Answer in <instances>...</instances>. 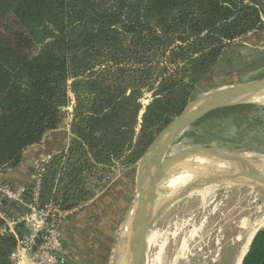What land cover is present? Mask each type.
Wrapping results in <instances>:
<instances>
[{"label":"trees","instance_id":"16d2710c","mask_svg":"<svg viewBox=\"0 0 264 264\" xmlns=\"http://www.w3.org/2000/svg\"><path fill=\"white\" fill-rule=\"evenodd\" d=\"M252 32H264V0H0V171L69 124L67 148L43 163L39 201L82 210L111 188L115 168L138 164L222 53ZM222 109L238 119L264 105ZM3 225L0 216V264H11L16 239ZM242 264H264V228Z\"/></svg>","mask_w":264,"mask_h":264},{"label":"rangeland","instance_id":"374dc122","mask_svg":"<svg viewBox=\"0 0 264 264\" xmlns=\"http://www.w3.org/2000/svg\"><path fill=\"white\" fill-rule=\"evenodd\" d=\"M255 64L260 69L249 76L259 78L264 75L260 66L264 62ZM207 82L208 79L198 88L197 96L208 89ZM148 97L144 103L149 101ZM67 109L73 110V102ZM222 110L209 113L206 123L190 126L170 146L167 156L193 145H210L264 159V111L235 119L220 117ZM137 165L124 172L114 169L112 183L118 182L115 193L123 195L126 189L130 193L126 213L136 195ZM261 228H264V188L217 183L190 193L158 218L148 234L153 239L148 242L147 264H234L238 256L239 259L244 255L252 234Z\"/></svg>","mask_w":264,"mask_h":264},{"label":"water","instance_id":"95a60500","mask_svg":"<svg viewBox=\"0 0 264 264\" xmlns=\"http://www.w3.org/2000/svg\"><path fill=\"white\" fill-rule=\"evenodd\" d=\"M263 99L264 75L248 82L212 89L193 98L157 134L138 162L136 195L119 226L113 264H118L121 256L127 258L128 264H145L151 227L172 205L190 193L217 183L264 188V159L210 145H193L167 156L170 146L212 111L264 102ZM182 158H205L207 163L191 169L196 177L171 194L163 179L172 164Z\"/></svg>","mask_w":264,"mask_h":264},{"label":"crops","instance_id":"0c3cea01","mask_svg":"<svg viewBox=\"0 0 264 264\" xmlns=\"http://www.w3.org/2000/svg\"><path fill=\"white\" fill-rule=\"evenodd\" d=\"M262 61L264 62V32H252L235 40L222 53L214 72L208 77V89L205 92L257 79L256 75L250 77L249 74L260 69L259 66H253V63L259 65L258 62L262 64ZM260 66L264 68V64ZM69 131V124H66L48 132L40 144L32 145L24 152L19 166L0 171V181L21 187L30 184L36 163L45 162L54 153L67 148ZM117 184V180L114 181L111 186L113 191L98 194L78 213H72L64 223V247L60 264H113L118 230L127 205L129 206L127 201L130 195L128 189L123 195H117L114 190ZM238 257L234 264L237 261L238 264L241 263L243 256ZM126 259L121 256L118 264H128Z\"/></svg>","mask_w":264,"mask_h":264},{"label":"built area","instance_id":"2783aa9c","mask_svg":"<svg viewBox=\"0 0 264 264\" xmlns=\"http://www.w3.org/2000/svg\"><path fill=\"white\" fill-rule=\"evenodd\" d=\"M45 162L33 167L34 187L29 197L25 195V187L0 181L2 231L12 233L16 239L10 255L11 264L61 263L63 226L73 211L60 210L52 203L41 205L39 195Z\"/></svg>","mask_w":264,"mask_h":264},{"label":"bare ground","instance_id":"6f19581e","mask_svg":"<svg viewBox=\"0 0 264 264\" xmlns=\"http://www.w3.org/2000/svg\"><path fill=\"white\" fill-rule=\"evenodd\" d=\"M204 163H207L205 158H182L172 164L163 181L169 189L176 191L196 177V175L191 172V169ZM151 239H153V235L148 236V242H150Z\"/></svg>","mask_w":264,"mask_h":264}]
</instances>
